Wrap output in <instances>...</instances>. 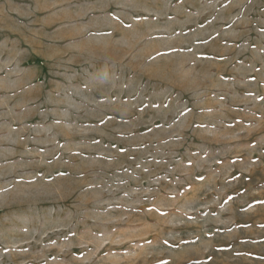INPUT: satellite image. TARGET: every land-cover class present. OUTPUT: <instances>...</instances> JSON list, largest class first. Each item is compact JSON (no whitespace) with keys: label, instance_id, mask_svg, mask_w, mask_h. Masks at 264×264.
Listing matches in <instances>:
<instances>
[{"label":"rangeland","instance_id":"374dc122","mask_svg":"<svg viewBox=\"0 0 264 264\" xmlns=\"http://www.w3.org/2000/svg\"><path fill=\"white\" fill-rule=\"evenodd\" d=\"M9 6L0 264H264V0Z\"/></svg>","mask_w":264,"mask_h":264},{"label":"crops","instance_id":"0c3cea01","mask_svg":"<svg viewBox=\"0 0 264 264\" xmlns=\"http://www.w3.org/2000/svg\"><path fill=\"white\" fill-rule=\"evenodd\" d=\"M7 1L9 3H7ZM7 1L6 0H0V12H3L4 10L7 11V9H10L11 10V7L9 6L10 3L12 5L13 4L20 5L22 7H20L19 13L20 14H24L23 13L24 11L30 9V11H31V13H30V15H31L30 16V20L33 21V20H40V18H41L40 16L41 15L38 13V12H40V10L38 9V7L41 4H47V2L49 0H7ZM51 1L52 0H50V3H51ZM26 6H28L29 8L28 7L26 8ZM7 16H8L7 18H9V17H11L12 19L15 18L13 15L8 14V13H7ZM0 17H3V19L6 20V18H5L6 16H0ZM14 20H18V19H14ZM77 22H79V21H77ZM33 27H34L33 28L34 30L36 29L38 31L33 32V35L26 36V40H27V43L26 44L29 47L26 46V45L24 46L23 44H19V45L16 46L17 48H15V49H17L18 51H23L26 48V51H27L28 54L29 53H33V54H36V56H38V54H40L39 51L41 50L40 46L45 41V39L47 38V36H45L46 34L44 33L45 29H44L43 26H41V25H34ZM84 28L86 30H88V27H84ZM5 36H7V35H5ZM19 46L25 47V48H22L21 49ZM32 65L33 66H37L36 64H32ZM25 66H26L25 64H21L19 66V68L20 67L21 68L22 67L25 68ZM2 67H3V69L6 70V67H4V66H2ZM11 67H12V64H11V66H8L7 68H11ZM18 77H20V76H16V77L13 76V79H18ZM3 78H5V77H3ZM11 80L8 79V81H11ZM23 80L24 79L20 80L19 82L22 84L23 83ZM24 86H22L20 88H17L15 90L13 89L12 91L11 90L10 91H5L4 93H2V95L5 96V97H11L12 95H16V94L20 93L21 91H24V88L26 87V86L25 87ZM58 144H60L58 146H61V141L58 140ZM8 147H9V145H8ZM11 148H14V146L11 145ZM29 148H32V147H29ZM36 149L40 150L41 148L37 147ZM59 150H61V147L59 148ZM13 158L11 160H13ZM14 160H23L24 161L25 159L15 158ZM23 161H18V162H23ZM37 173L39 174V171H37Z\"/></svg>","mask_w":264,"mask_h":264}]
</instances>
